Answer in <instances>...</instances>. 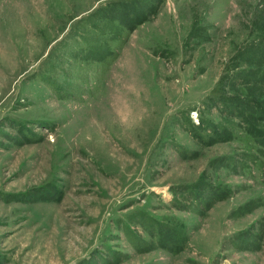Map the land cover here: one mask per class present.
I'll return each mask as SVG.
<instances>
[{
	"label": "rangeland",
	"instance_id": "rangeland-1",
	"mask_svg": "<svg viewBox=\"0 0 264 264\" xmlns=\"http://www.w3.org/2000/svg\"><path fill=\"white\" fill-rule=\"evenodd\" d=\"M0 264H264V0H0Z\"/></svg>",
	"mask_w": 264,
	"mask_h": 264
}]
</instances>
